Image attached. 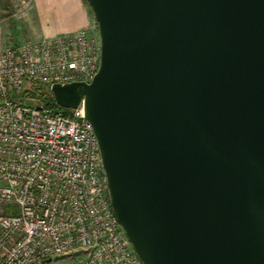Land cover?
<instances>
[{"label": "water", "instance_id": "water-1", "mask_svg": "<svg viewBox=\"0 0 264 264\" xmlns=\"http://www.w3.org/2000/svg\"><path fill=\"white\" fill-rule=\"evenodd\" d=\"M82 107L110 206L142 264H264V0H85Z\"/></svg>", "mask_w": 264, "mask_h": 264}, {"label": "built area", "instance_id": "built-area-1", "mask_svg": "<svg viewBox=\"0 0 264 264\" xmlns=\"http://www.w3.org/2000/svg\"><path fill=\"white\" fill-rule=\"evenodd\" d=\"M97 28L0 50V264H142L112 212L96 137L82 107L24 97L32 83H90Z\"/></svg>", "mask_w": 264, "mask_h": 264}, {"label": "crops", "instance_id": "crops-1", "mask_svg": "<svg viewBox=\"0 0 264 264\" xmlns=\"http://www.w3.org/2000/svg\"><path fill=\"white\" fill-rule=\"evenodd\" d=\"M26 0H14L15 2ZM20 16L10 12L0 0V50L9 43L38 41L59 35L73 34L82 29H96L93 14L85 0H27ZM26 4V3H25ZM26 6V5H25ZM29 10L25 14V12ZM24 34V35H23Z\"/></svg>", "mask_w": 264, "mask_h": 264}, {"label": "trees", "instance_id": "trees-1", "mask_svg": "<svg viewBox=\"0 0 264 264\" xmlns=\"http://www.w3.org/2000/svg\"><path fill=\"white\" fill-rule=\"evenodd\" d=\"M24 97L30 99L31 101H40L44 105L52 107V108H60L54 101L53 96L50 92V88L48 85H43L41 83H32L25 90ZM66 110V109H62Z\"/></svg>", "mask_w": 264, "mask_h": 264}, {"label": "rangeland", "instance_id": "rangeland-1", "mask_svg": "<svg viewBox=\"0 0 264 264\" xmlns=\"http://www.w3.org/2000/svg\"><path fill=\"white\" fill-rule=\"evenodd\" d=\"M3 3L6 4V6L8 7V2L12 3L13 2V6L11 8V11L10 12H13L16 14V16H20L22 14V10L23 9H26L27 6H28V3L27 0L26 2H15L14 3V0H1ZM22 1V0H21ZM26 3V4H25ZM26 5V6H25ZM29 12V10H27L25 12V14ZM24 15V13L22 14V16ZM95 26L97 28V24L95 22ZM24 35V34H23ZM65 112H69L68 110H65ZM82 258V255L79 254V253H72L71 255L69 256H64V257H60V258H55V259H52V260H46L44 262H42L41 264H78L79 260Z\"/></svg>", "mask_w": 264, "mask_h": 264}]
</instances>
